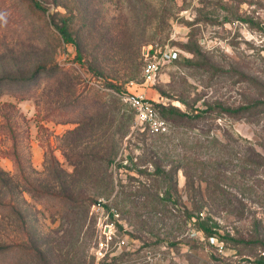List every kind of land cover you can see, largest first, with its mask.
Here are the masks:
<instances>
[{"label":"rangeland","instance_id":"374dc122","mask_svg":"<svg viewBox=\"0 0 264 264\" xmlns=\"http://www.w3.org/2000/svg\"><path fill=\"white\" fill-rule=\"evenodd\" d=\"M145 44L178 51L150 84ZM262 102L264 0H0V264H257Z\"/></svg>","mask_w":264,"mask_h":264},{"label":"built area","instance_id":"2783aa9c","mask_svg":"<svg viewBox=\"0 0 264 264\" xmlns=\"http://www.w3.org/2000/svg\"><path fill=\"white\" fill-rule=\"evenodd\" d=\"M141 56L143 60L142 75L145 82L150 84L156 79L163 66L178 58V51L168 45L163 47L145 44L141 48ZM122 96L134 111L136 125L152 134H163L169 131L168 121L160 115L156 106L157 103L167 104L162 98L161 100L153 99L145 91L130 89L125 90ZM105 234L111 237L110 234ZM209 239L212 243H217L214 237ZM101 245H103L102 242ZM220 247L225 248L223 244H220ZM98 253L102 254V251L99 250Z\"/></svg>","mask_w":264,"mask_h":264},{"label":"trees","instance_id":"16d2710c","mask_svg":"<svg viewBox=\"0 0 264 264\" xmlns=\"http://www.w3.org/2000/svg\"><path fill=\"white\" fill-rule=\"evenodd\" d=\"M38 5H39V4H38ZM60 29H61V33H62V35L67 39V41H69V42H74V39H73V38H70V35L68 34V31H67L66 28H61V27H60ZM141 57H142V56H141ZM174 61H176V60H174ZM142 63H143V60H142ZM262 103H264V102H262ZM156 106H157V109H158V111H159V113H160V115H161L162 117H165V115H167V114H169V113H173V114H174V113H176L177 111H179V110H177V108L170 107V105L168 104V102H167V104L157 103ZM248 107H250V106L242 107V108H238V109H235V110H227V111H232V112H234V113H237V112H240V111H243V110L248 109ZM192 217H194V216H192ZM204 218H205V217H203V216H201V215H199V214L197 215V218H195V220H196L199 224H201L200 228H201L204 232L207 233V237H208V238H210V237H214V238L217 240V242H221L222 244L225 245L226 243H225L224 240H222V239H223L222 236L218 234L217 230H215V229H213L211 226L205 224V220H204ZM217 235H219L220 238H219ZM256 263H257V264H264V256H262L261 258L257 259V260H256Z\"/></svg>","mask_w":264,"mask_h":264}]
</instances>
